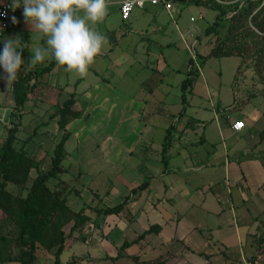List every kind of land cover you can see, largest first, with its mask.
Wrapping results in <instances>:
<instances>
[{"label": "crops", "instance_id": "crops-1", "mask_svg": "<svg viewBox=\"0 0 264 264\" xmlns=\"http://www.w3.org/2000/svg\"><path fill=\"white\" fill-rule=\"evenodd\" d=\"M120 1L112 0L97 26L108 43L90 74L79 77L46 58L30 69L39 71L31 82L37 87L20 111L15 147L34 162L31 179L51 169L67 137L64 172L50 181L55 190L68 182L79 201L67 205L89 218L66 236L61 264H263L264 143L250 149L248 128L233 129L237 119L250 124L233 88L240 64L226 83L221 69H211L229 66L231 57L207 58V8L194 5L202 9L197 17L185 13L189 0H172L170 10L147 5L124 21ZM21 15L27 23L23 8ZM191 46L202 65L184 90ZM11 90L0 104L10 111L7 123L0 120L7 134L17 115ZM121 204L120 212L105 213Z\"/></svg>", "mask_w": 264, "mask_h": 264}, {"label": "trees", "instance_id": "trees-1", "mask_svg": "<svg viewBox=\"0 0 264 264\" xmlns=\"http://www.w3.org/2000/svg\"><path fill=\"white\" fill-rule=\"evenodd\" d=\"M191 4L202 6L217 12L215 21L207 28V36H216L217 40L207 58H224L241 56L254 50L256 67L264 69V0H248V5L240 7L236 4L229 10L225 8V2L231 0H191ZM227 23L225 35L220 30ZM27 62V61H26ZM55 64L47 67L50 71ZM192 69L190 78L184 85V90L199 76L200 71L195 67L191 59ZM202 65V64H201ZM39 75V71H23L19 74L18 80L13 84L15 104L17 112H20L26 102L33 94L37 83L31 84ZM20 122L14 124L7 134L4 145L0 148V210H4L11 222L19 229L18 242L27 248L24 254L28 259H17L20 264H34L37 256V245L41 244L49 251L55 248L56 264H60V257L65 249L66 235L64 226L72 220V211L65 199H61L56 192L48 186L51 179H57L63 173L62 163L65 158V143L67 137H63L55 150V157L52 161V168L46 173H40L33 181L31 188L25 198H19L8 192L9 184L24 188L30 175L34 162L30 160L24 150H17L15 147L19 133ZM264 132L262 137L264 138ZM126 204V203H125ZM125 204L105 213L112 214L120 212ZM68 216V217H67ZM73 230L78 229L89 221L84 215H78ZM2 241L6 239L0 238ZM128 244L125 245L126 248ZM1 261L2 258L0 257ZM11 257L3 261H7ZM11 259V262H15ZM9 262V261H7Z\"/></svg>", "mask_w": 264, "mask_h": 264}, {"label": "clouds", "instance_id": "clouds-1", "mask_svg": "<svg viewBox=\"0 0 264 264\" xmlns=\"http://www.w3.org/2000/svg\"><path fill=\"white\" fill-rule=\"evenodd\" d=\"M112 0H13L12 9L23 8L31 31L40 34L44 45L33 47L25 62L22 38H7L0 49L6 87L10 90L19 74L54 58L57 66L79 77L89 75V69L103 55L107 37L98 30L108 16ZM15 22V18H13Z\"/></svg>", "mask_w": 264, "mask_h": 264}, {"label": "rangeland", "instance_id": "rangeland-1", "mask_svg": "<svg viewBox=\"0 0 264 264\" xmlns=\"http://www.w3.org/2000/svg\"><path fill=\"white\" fill-rule=\"evenodd\" d=\"M247 1L248 0H231V1L225 2L224 6H225V8H227L229 10V16H232L233 12L231 11V8L236 6V4H239L240 7H242L244 5H248ZM191 2H192L191 0L188 1V3H191ZM192 6H194V5H192ZM192 6H191V4H186L184 6L185 13L191 14V12L193 11V13L195 15H197V17H199L200 12H202V9H199L195 6L192 7ZM136 13H138V9L134 11L133 16H132V21L134 20ZM216 16H217L216 11L211 10V9H207L205 11V14L203 15L202 19H204L207 23L212 24L215 21ZM164 21L167 22L168 19L165 18ZM227 25L228 24L225 23V26L222 28V30H220L221 31L220 33L222 35H225ZM28 30H30V33H29L30 34V40H29L30 49H32L33 47H35L37 45H44V43H45L44 39L41 38L40 34L32 32L30 25L28 23H24L19 27H13L8 32V34L6 35L4 40L7 38H15L16 36H20L23 38L22 41H24L25 40V38H24L25 34L24 33H26ZM216 40H217V37L213 36L211 39V42H210L212 46L214 45ZM23 45H24V42H23ZM0 47H3L2 40H0ZM0 49H2V48H0ZM254 52H255L254 50H250L246 53L243 51V53H241V56L231 57V59L228 60L229 66L228 65L226 66L225 64L221 65V66L219 64H218V66H213V64L210 65L211 69L214 72H220V69L223 71L222 81H223V83H226L229 80H231V76H232L233 71L235 70V67L240 64L239 68H238L237 75H236L234 83H233V88H234L235 93H237L236 105L240 108H243V109L248 108V111H249L250 124L247 125L246 120H244V119H242V120L246 124L245 129L248 128V137H250V139L253 137L252 138L253 142H251V143H249V145H247L250 149H252V148L255 149L254 146L258 145L261 142H262V144L264 143V138L262 137V132H264V69L260 70L256 67V60L257 59L254 58V55H255ZM47 59H51V56L48 57ZM207 71H208V69H206V72ZM216 74L219 75L218 73H216ZM3 76H4V72H3V68L1 67V69H0V81L3 80V78H2ZM11 92H12L11 89L8 90L7 87H4L2 85L0 86V104H5L3 99L4 100L10 99ZM20 117H21L20 112H17L15 119L11 121V127L14 124H16L17 122H20ZM6 134H7L6 126H5L4 122L0 121V148L4 145V143L7 139V137L5 139H3V137L6 136ZM25 134L26 133L24 132L23 135H25ZM1 139L5 140V141L2 143ZM53 148H54V145L50 148L49 152L47 153V155L43 159V165L45 167L48 165V163L50 166L49 158L51 155L53 156V154H54V152L50 153V151ZM31 170H33V169H31ZM33 173H36V172L33 171ZM40 173H43V171H41ZM33 176H35V175H33ZM33 181L34 180L31 179V175H29V179H28L24 188L19 187V186H15L13 184H9L7 190H8V192L12 193L16 197L25 198L29 192V189L32 186ZM53 184L54 183L49 181L48 186L50 187V189L53 192L55 191L56 192L55 194H57L61 199H65L67 203L68 202L70 203L72 201H79V200H77V199H79L77 194L73 190L68 188V187H71L68 182L66 184V186L67 185L68 186L66 187V186H64V183L60 181L57 184V187L59 188V190H57V188L55 190V186ZM67 188H68V190H67ZM68 198H69V201H68ZM71 211L73 213L72 214L73 218L63 228V231H64L66 236L67 235L70 236L72 234L73 223H74V221L77 220L76 216L78 215V217H79V215H80V214H77V212H79L80 210L73 212V210L71 209ZM81 231H82V229H81ZM18 237H19L18 227L13 222H11L10 218L8 217V214H6V212L4 210H0V238L7 240V241L0 240V257L2 258V261L0 259V264H20L19 262H17V259H28L29 256L24 254L26 251H28V249L24 248L20 244V242H18ZM262 238H263V240L260 243L264 244V234H263ZM67 239H68V237H66L65 246H66V243L68 241ZM262 249H263V252L260 254V256L262 258L261 261L264 262V246H262ZM57 250H58V248H55L53 251H49L48 249L43 247L41 244H38L37 245V251H36L37 259H36L34 264H56L55 253ZM9 257H11V259H15L16 261L11 262V259L7 260L9 262L3 261ZM61 257H60V259H61ZM63 258H66V257L63 256ZM70 261H72V262H70L69 264H85V262H86L84 258H79L78 260L77 259H71ZM60 264H61V262H60ZM113 264H116V263H113Z\"/></svg>", "mask_w": 264, "mask_h": 264}, {"label": "built area", "instance_id": "built-area-1", "mask_svg": "<svg viewBox=\"0 0 264 264\" xmlns=\"http://www.w3.org/2000/svg\"><path fill=\"white\" fill-rule=\"evenodd\" d=\"M12 2L13 0H0V38L4 37L12 27L18 26L23 22L21 15L22 7L13 10L11 7ZM171 2L172 0H121L120 14L122 20L128 21L135 9H144L147 5H162L170 10L172 9ZM13 18H15V22ZM194 47L191 46L190 49L191 59L194 61L195 67L200 71L201 64ZM245 127L246 124L242 119L235 120L233 124V129L237 132L244 130Z\"/></svg>", "mask_w": 264, "mask_h": 264}, {"label": "water", "instance_id": "water-1", "mask_svg": "<svg viewBox=\"0 0 264 264\" xmlns=\"http://www.w3.org/2000/svg\"><path fill=\"white\" fill-rule=\"evenodd\" d=\"M10 111L5 112L4 110L0 109V120L4 122H8L9 120Z\"/></svg>", "mask_w": 264, "mask_h": 264}]
</instances>
